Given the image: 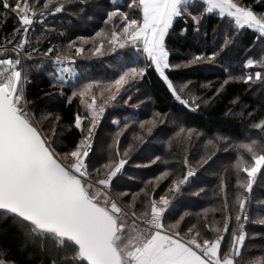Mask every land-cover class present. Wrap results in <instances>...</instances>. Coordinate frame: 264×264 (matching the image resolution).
I'll return each instance as SVG.
<instances>
[{
	"label": "snow or ice",
	"instance_id": "obj_1",
	"mask_svg": "<svg viewBox=\"0 0 264 264\" xmlns=\"http://www.w3.org/2000/svg\"><path fill=\"white\" fill-rule=\"evenodd\" d=\"M128 7H134L136 14L121 10L117 0H0V29L13 21L11 37H0V223L18 225L25 240L34 243L41 257L36 264H46L44 257L47 264H264V246L253 257L254 245L248 243L264 237L249 227L264 225V218L254 220L249 214L254 185L264 184V108L258 118L256 109L246 113L247 128L255 132L243 139L217 132L205 141L216 151L236 153L238 191L233 204L222 179L225 214L221 221H209L205 215L203 223L193 222L187 210L178 213L174 203L196 176L187 157L186 172L171 182L168 194L157 197L154 189L124 187L135 178L130 168L144 165L133 161L134 143L122 148L121 139L130 132L133 141L144 144L146 136L141 133L151 134L170 114L154 110L150 119L137 120L116 112L121 103L135 109L152 100L147 93L143 99L134 100L132 95L133 90L141 92L140 84L150 71L180 106L177 120L212 104L230 83L264 90V0H130ZM90 8L104 10L106 27L90 36L68 37L72 18L90 20ZM210 17L216 18L211 42ZM178 21H183L179 29ZM249 31L254 42L245 49L236 73L234 53ZM180 38L191 39L198 49L180 53L170 44ZM106 52L125 56L126 61L118 78L101 86L78 61ZM174 53L183 58L172 60ZM204 66L222 70L224 76L218 86L212 81L200 85L214 89L211 95L198 94L191 79L174 82L170 75ZM40 72L46 75L49 90L41 89L40 97H32V75ZM65 87L71 89L70 95ZM62 97L68 104L79 98L85 111L65 121L51 110ZM239 100L234 97L232 104ZM109 108L115 113L110 117L115 131L109 133L111 143L101 159L97 136ZM226 114L244 117L245 111L229 108ZM132 124L141 131H130ZM177 127V136L188 140L205 135L180 123ZM68 133L76 136L71 144L65 139ZM210 158L201 160L206 164ZM156 160L160 157L150 163ZM169 174L164 170L152 180L159 182ZM257 203L264 205V200ZM26 247L27 243L22 245ZM35 255L31 253L26 264ZM4 257L5 250L0 249V264H19Z\"/></svg>",
	"mask_w": 264,
	"mask_h": 264
},
{
	"label": "trees",
	"instance_id": "obj_2",
	"mask_svg": "<svg viewBox=\"0 0 264 264\" xmlns=\"http://www.w3.org/2000/svg\"><path fill=\"white\" fill-rule=\"evenodd\" d=\"M117 3L121 7V10L129 12L130 15L136 14L134 7H128L130 0H120ZM89 15L92 17L90 20H76L72 18L73 24L68 30V37L75 38L77 35L90 36L99 28L106 27L103 23L104 10L102 8H90ZM215 22V17H210L207 22L209 42H211L212 27ZM182 24L183 21H178L176 23L177 29ZM12 28L13 21L10 20L0 29V37L5 34L11 37ZM253 42L254 36L251 31L241 38V42L234 53L233 69L236 73L241 68V61L245 57V49L250 47ZM170 44L173 48L179 49L180 53L189 50L196 51L199 47L191 39L185 38L175 39ZM118 51L124 52L126 50ZM170 58L178 62L183 57L179 53H174ZM125 61V56L112 53L108 56H90L89 60L78 61V63L87 66L90 69L91 76L103 84L118 78L123 70L122 65ZM212 67L204 66V68L197 71H193L192 69L174 70L171 71L170 75L174 82L191 79L197 83V87L199 88L198 94L206 93L211 95L214 89L201 88L200 85H206L208 81H212L215 86H218L224 78L222 70H210ZM140 87L141 92L139 94L133 90V99L135 100L137 96L143 99V94L147 93L152 97V100L145 101V103L140 104L135 109L121 103L117 105L116 112H120L125 116H135L137 120L150 119L154 110L167 112L170 116L163 123L156 124L151 134L146 132L141 133L146 136V141L142 145L138 141H133L130 132L126 133L125 137L121 139L122 148L127 143H134V151L131 153L133 161L144 165L139 168H130V173L135 178L127 180L126 177L127 184L124 187L130 188L132 191H138L141 187H145L150 191L154 189L157 197L168 194L171 182L179 180L186 172L184 160L187 157L189 164L196 170V176L190 179L187 185L183 186L182 192L174 201L177 212L189 211L192 214L190 219L193 222L199 219L203 223L205 215H207L209 221L213 219L221 221L225 214L221 211L223 208L221 180L223 179L227 184L228 198L233 204H235L234 196L238 191L236 187L237 173L233 167L236 153L231 149L227 152L222 149L216 151L211 145H206L205 141L217 132H225L237 140L243 139L249 131L255 132V130L247 128L249 118L246 113L256 109V118H258L259 110L264 108V90L259 89L258 86L249 89L247 85L242 83H230L212 104L202 106L201 110L190 116L185 117L181 115L179 120H177V114L181 112L180 106L172 102L170 95L166 92L154 72L150 71L148 73L144 81L141 82ZM41 89L44 91L49 90L48 79L43 72L33 73L32 83L29 85L30 95L32 97H40L42 95ZM65 94L66 96L70 95L71 89L65 87ZM234 97L240 98L236 105L232 104ZM242 107L245 111L244 117L226 114L229 108H234L238 113ZM51 110L58 112L65 121H71L74 119V114L77 111L83 113V106L80 104L79 98L74 99L71 104H68L66 98L62 97L59 102L51 106ZM114 114L111 108L107 110L105 120L102 122L98 132L96 148L97 157L101 159L107 156V145L111 143L109 133L115 131L110 123V117ZM178 123L184 127L195 128L205 133V135L198 138L194 136L191 140L183 136H177L179 130L177 127ZM131 130L141 131L137 124H132ZM65 139L67 143L71 144L76 139V136L74 133H68ZM157 156L160 157V160L150 163ZM209 156L211 158L208 159V162L206 164L203 163L201 157L207 158ZM164 170H168L170 173L167 178L159 182L152 180L153 177L159 176ZM240 175L244 176L246 174L241 173ZM149 180H152V183L146 184L145 182ZM200 189H203V191H199ZM259 200H264V184L260 183L254 185L252 203L249 206L250 217L254 220L264 218V210H262L264 209V205H259L257 203ZM234 214L235 209L233 208ZM249 227L251 231L264 233V225L251 224ZM25 243H27V247L22 248V245ZM248 243L254 245L251 249V255L254 257L260 254V246H264V237L257 236ZM49 247H51V242H49ZM0 249L5 250L4 258L13 257L19 264H26L29 261L31 253H36L31 259V264H36L41 258L38 248L34 246V243L26 241L19 226L9 221L0 223ZM248 257L249 253H246L245 259ZM44 259L47 264V257H44Z\"/></svg>",
	"mask_w": 264,
	"mask_h": 264
},
{
	"label": "rangeland",
	"instance_id": "obj_3",
	"mask_svg": "<svg viewBox=\"0 0 264 264\" xmlns=\"http://www.w3.org/2000/svg\"><path fill=\"white\" fill-rule=\"evenodd\" d=\"M117 1H120V0H117ZM109 54H112L111 52H106L103 56H108ZM109 83V82H108ZM108 83H103V84H101V86H107V84ZM105 96H107L108 95V93L106 92L105 94H104ZM97 96L99 97V91L97 90ZM83 106V105H82ZM85 111V108H84V106H83V112ZM107 113V112H106ZM105 120V119H104ZM103 120V121H104ZM102 121V122H103ZM102 122H101V124H102Z\"/></svg>",
	"mask_w": 264,
	"mask_h": 264
},
{
	"label": "built area",
	"instance_id": "obj_4",
	"mask_svg": "<svg viewBox=\"0 0 264 264\" xmlns=\"http://www.w3.org/2000/svg\"><path fill=\"white\" fill-rule=\"evenodd\" d=\"M46 46V45H45ZM193 178V177H192ZM192 178H190V179H192Z\"/></svg>",
	"mask_w": 264,
	"mask_h": 264
}]
</instances>
